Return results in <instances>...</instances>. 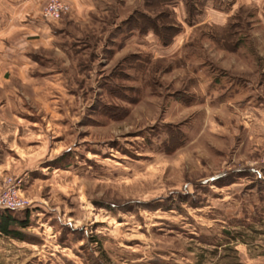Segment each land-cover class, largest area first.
<instances>
[{"label": "rangeland", "instance_id": "374dc122", "mask_svg": "<svg viewBox=\"0 0 264 264\" xmlns=\"http://www.w3.org/2000/svg\"><path fill=\"white\" fill-rule=\"evenodd\" d=\"M63 1L0 32V264H264V0Z\"/></svg>", "mask_w": 264, "mask_h": 264}, {"label": "crops", "instance_id": "0c3cea01", "mask_svg": "<svg viewBox=\"0 0 264 264\" xmlns=\"http://www.w3.org/2000/svg\"><path fill=\"white\" fill-rule=\"evenodd\" d=\"M42 2L43 0H0V32L9 27L19 31L29 29L37 37L34 40L45 41V35H47L50 26L38 16L39 7ZM238 2L247 4L251 0H233L231 4L232 8ZM177 3L184 8L180 0ZM183 13L185 18L184 9ZM228 14L229 12H225L224 16L228 18L230 16ZM42 35L45 36V39H43Z\"/></svg>", "mask_w": 264, "mask_h": 264}, {"label": "trees", "instance_id": "16d2710c", "mask_svg": "<svg viewBox=\"0 0 264 264\" xmlns=\"http://www.w3.org/2000/svg\"><path fill=\"white\" fill-rule=\"evenodd\" d=\"M179 0H159V4L162 5H171L172 3H175ZM183 3L184 6V12H185V18L184 22L190 23L194 16L199 14L198 7L205 4L206 1L209 0H180ZM143 29L151 30L158 38L160 39V42L162 44H166L167 41L179 30L174 24L171 26L169 25H161L159 23H151L147 22L143 26ZM167 30L170 32V35L167 39H163L160 35V30ZM26 218L23 220L15 218L13 215H9L6 212L0 213V233H3L5 235H9L13 238H21L20 233L17 229L11 228L12 225L19 226L20 228H24L26 226Z\"/></svg>", "mask_w": 264, "mask_h": 264}, {"label": "built area", "instance_id": "2783aa9c", "mask_svg": "<svg viewBox=\"0 0 264 264\" xmlns=\"http://www.w3.org/2000/svg\"><path fill=\"white\" fill-rule=\"evenodd\" d=\"M67 10L68 5L63 0H46L40 11V16L48 21H56L60 18L61 14ZM24 204H26L25 201L17 199L4 206L18 209L24 207ZM0 206L2 207V204H0Z\"/></svg>", "mask_w": 264, "mask_h": 264}]
</instances>
